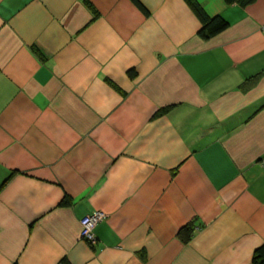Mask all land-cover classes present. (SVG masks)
<instances>
[{
  "label": "crops",
  "instance_id": "obj_1",
  "mask_svg": "<svg viewBox=\"0 0 264 264\" xmlns=\"http://www.w3.org/2000/svg\"><path fill=\"white\" fill-rule=\"evenodd\" d=\"M194 1L0 0V264L252 263L264 0Z\"/></svg>",
  "mask_w": 264,
  "mask_h": 264
},
{
  "label": "trees",
  "instance_id": "obj_2",
  "mask_svg": "<svg viewBox=\"0 0 264 264\" xmlns=\"http://www.w3.org/2000/svg\"><path fill=\"white\" fill-rule=\"evenodd\" d=\"M226 1L230 3L234 0H226ZM187 2L190 4V6L193 8V10L196 12V14L201 20V27L198 33L202 38L207 39V38L213 37L227 28L228 22L222 16L219 15V16H214V17H208L201 10L197 2H195L194 0H187ZM259 77H260V73L250 76L243 83V87L247 88L253 85L259 79ZM69 202L70 200L66 197L62 201L63 204H68ZM194 231H195V227L193 224L187 225L182 230V232H180L182 241L187 242L191 238ZM251 264H264V245L259 246L255 250L253 257H252Z\"/></svg>",
  "mask_w": 264,
  "mask_h": 264
},
{
  "label": "built area",
  "instance_id": "obj_3",
  "mask_svg": "<svg viewBox=\"0 0 264 264\" xmlns=\"http://www.w3.org/2000/svg\"><path fill=\"white\" fill-rule=\"evenodd\" d=\"M264 164V158H263ZM105 217V214L100 211H94L80 220L81 230H80V237L85 241L89 242L91 245L96 244L97 239L94 234V228L96 224L101 221Z\"/></svg>",
  "mask_w": 264,
  "mask_h": 264
}]
</instances>
